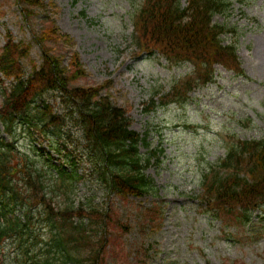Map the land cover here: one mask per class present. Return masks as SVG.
I'll use <instances>...</instances> for the list:
<instances>
[{
	"label": "trees",
	"instance_id": "trees-1",
	"mask_svg": "<svg viewBox=\"0 0 264 264\" xmlns=\"http://www.w3.org/2000/svg\"><path fill=\"white\" fill-rule=\"evenodd\" d=\"M18 3L26 20L34 8L24 4L47 8L41 0ZM232 5V0H187L186 5L182 0H145L135 8L133 43L140 53L159 51L172 65L193 66L158 106L186 102L191 90L215 80V64L244 74L236 46L221 37L231 28L214 20L227 15ZM33 38L43 61L33 62L29 74L23 59L30 44L16 42L8 33L0 47V79L9 81L0 91V121L11 138L0 136V264H109V255L119 259L114 264H125L127 256L114 242L123 224L110 204L101 208L94 200L99 189L107 198L154 194L147 169L156 151L148 134L142 137L131 128L129 109L104 91L108 82L77 84L86 74L78 54L65 66L64 56L47 47L48 41L62 39L56 26ZM150 103L157 107L154 98ZM45 141L58 154L57 162L45 148H37L36 142ZM207 169L204 197L214 211L239 208L237 219L250 234H260L259 227L253 228L252 208H264V138L231 143L226 157ZM88 178L96 179L95 186ZM152 208L144 209V215ZM134 261L139 262L137 255Z\"/></svg>",
	"mask_w": 264,
	"mask_h": 264
},
{
	"label": "rangeland",
	"instance_id": "rangeland-1",
	"mask_svg": "<svg viewBox=\"0 0 264 264\" xmlns=\"http://www.w3.org/2000/svg\"><path fill=\"white\" fill-rule=\"evenodd\" d=\"M41 2L46 9L24 4L34 8L26 20L18 0H0V47L8 33L16 42L30 44L23 59L29 74L33 62L43 61L34 33L56 26L62 39L48 41L47 47L64 56L65 66L78 54L86 74L77 84L108 82L104 91L114 103L129 109L131 128L142 137L148 134L156 151L147 169L156 183L154 194L107 198L99 189L94 200L101 208L110 204L114 218L123 224L116 229L114 242L126 254L125 264H264V208H252L253 228L259 227L261 234L250 235L237 219L239 208L214 211L207 206L201 184L206 169L225 157L231 143L264 138V0H232L227 15L214 16L215 22L231 28L221 37L226 45L236 46L244 74L216 64L213 82L190 92L185 103L166 107L158 106L160 97L171 92L193 66L172 65L160 52L140 54L133 43V13L144 0ZM152 98L157 107H151ZM0 131L9 138L2 126ZM22 142L29 143L24 137ZM92 180L88 178L95 186ZM79 186L84 194L85 187ZM153 206L145 216L144 209ZM107 249L109 254L111 247ZM136 255L139 262H133ZM108 258L109 264L119 262L112 255Z\"/></svg>",
	"mask_w": 264,
	"mask_h": 264
}]
</instances>
